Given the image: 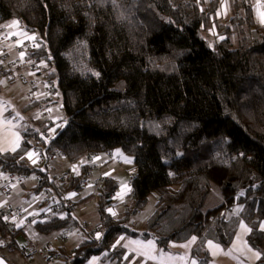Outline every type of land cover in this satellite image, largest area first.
<instances>
[{"label": "trees", "instance_id": "obj_1", "mask_svg": "<svg viewBox=\"0 0 264 264\" xmlns=\"http://www.w3.org/2000/svg\"><path fill=\"white\" fill-rule=\"evenodd\" d=\"M222 1L0 0V23L17 19L35 34L25 59L41 58L37 71L47 83L56 79L64 115L47 138L46 119L24 128L19 146L0 152V168L33 174L32 192L53 188L61 198L83 189L92 165L55 181L47 161L22 157L33 145L45 159L61 153L71 163L115 149L133 157L132 197L116 217L107 209L117 180L106 177L96 193L99 239L66 207L34 221L45 234L85 235L71 250L51 247L49 257L125 263L120 235L151 238L162 249L195 236L192 257L207 264L205 242L226 247L244 221L248 244L261 253L253 264H264V23L248 0H228L230 14L218 19ZM211 27L212 44L204 35ZM151 197L154 209L133 228ZM236 202L242 208L227 216ZM15 234L0 215V238L15 244Z\"/></svg>", "mask_w": 264, "mask_h": 264}, {"label": "crops", "instance_id": "obj_2", "mask_svg": "<svg viewBox=\"0 0 264 264\" xmlns=\"http://www.w3.org/2000/svg\"><path fill=\"white\" fill-rule=\"evenodd\" d=\"M224 8L225 7L223 3H221L219 9H224ZM218 11L216 15L218 19L219 18L222 19L223 17H225V15H223V11L221 16L219 15ZM208 31L212 37L215 36L216 32L214 27L209 28ZM3 33L10 34L11 38L8 41H4L0 43V74L2 73V71H7L5 73L6 75L4 73L3 74L4 76H8V80H10V82H13L15 78L19 77L21 78V80H24V82L28 83L30 85V89L26 92L25 99H27V103H29L31 102L30 94L32 89L34 88L36 90H41L44 87V86L43 87L36 86L38 79L44 80L42 74L38 71H30V72L27 71L23 73H21V71H16L12 76H10L8 67L14 63H18L25 59V56L27 54V51H25V43L30 40L34 41L35 34L25 31L17 19L0 23V35H2ZM20 48L23 49L20 50ZM55 98L56 97L54 96H52V98L47 97V99H50L46 102L47 105L52 102H55ZM41 99H45V98H40L39 100ZM5 113H7V108L5 107L4 103H0V152L13 151L14 148L16 149L19 146L20 141L22 139V132H21L22 130L20 131V129H18V121H14L12 117H9L7 119L3 118V115H5ZM29 153L33 154L31 159H29ZM115 153H116V149L113 151L94 154L92 157H86V162H89L92 165V170L89 173V175H91L95 179L101 175H104L105 177H113V175L116 173V168L111 165L112 164L111 159L113 158ZM57 155H55V158ZM60 155L65 157L62 154ZM22 157L25 158L31 164H34L36 166H41V164H38L37 162L33 163V160L36 161V154L34 153V151H32V147L27 152H25ZM65 158H59V160L55 162L56 169H59L56 171L64 172L68 168L69 169L73 168L76 171L79 166L75 168L72 167L71 165H67ZM107 161H110V165L107 164ZM129 171H133V169ZM54 176L57 177L55 181L60 179V176L54 174L53 178ZM114 178L118 180L117 177ZM128 181H129V177L126 182V185L128 187L125 186L121 188L118 187V190L113 195L112 205L107 209L108 214L113 217H116L119 214L122 206L125 203H127L132 197V190L130 185L128 184ZM23 184L24 183L12 184L14 193L13 191H11L6 198H1L0 199L1 206H4L6 204L19 205L18 202L20 198H22V194H23V191L19 189L22 188L21 186ZM83 186H84L83 189L86 190L85 194L81 195V190L78 192L70 193L75 205L87 201L91 194L96 195L98 191L96 188H94L91 185H83ZM50 195L51 197L58 199V196H54L53 193ZM145 208L139 216L134 218L133 220L134 222L132 225L133 228L136 229L142 228L146 218L150 215V213L154 209L153 201L150 203V206L147 209V211ZM241 208H242V204L236 202L229 209L225 210V213L226 215L227 214L233 215L234 213L237 214ZM109 209H111V212L109 211ZM42 212L43 211L41 212L39 211L38 213H36L33 210L26 211L25 216L30 217L31 221L30 222H26L24 220L16 221L14 222V225L11 227L12 230L16 231V233L23 231V227L25 225H29V224L33 225L34 222L32 221V219L34 221L39 220L38 217L41 215ZM112 213H115V215H113ZM50 215L52 214L49 213L48 215H46L45 219ZM81 217L82 219H84V221L81 223L86 224L84 226L85 231L87 233H90L94 237H97V234H100V231L98 229L99 226H98L97 209L94 215L91 216L81 215ZM241 222H243L249 228L247 223H245L244 221ZM241 222L238 224L231 242L226 247H223L221 244L212 240H207L205 242V247L210 255V260L209 262H207V264H253L256 261L257 257L255 256V252L257 250L253 249L248 244L246 239V235L248 232L240 227ZM58 233L63 234V238L57 239L58 241H63V243H65L67 242V239H69L72 242L73 241L76 242V244L70 246L69 248L66 247L68 250H71L85 237L83 233H82L83 237H80V235H78V232H76L75 230L57 232L54 234V236ZM122 237L123 239H121ZM193 237L195 236H192L189 239L181 242H170L167 245L166 249H162L158 247L156 242L151 238L143 239L139 236L120 235L117 237L115 241V245L122 247L125 251V255H129L125 263L122 262L118 263L115 260H102L100 259V255H91L88 258V260L83 264H191L192 260H196L194 257H192L191 254L192 247L197 241V237H195L196 238L195 242L190 243ZM117 241H119V243H117ZM149 241H152L154 246L149 247L148 246ZM209 241L212 242L211 245H209L208 243ZM29 243L31 242L27 241L25 244H29ZM15 245L17 246L16 241H15ZM185 245H187V247H185ZM1 256L4 257L2 253ZM149 257H155V259H151ZM5 259L9 264H13L12 260H10L9 258H5ZM32 261L28 264H31Z\"/></svg>", "mask_w": 264, "mask_h": 264}, {"label": "rangeland", "instance_id": "obj_3", "mask_svg": "<svg viewBox=\"0 0 264 264\" xmlns=\"http://www.w3.org/2000/svg\"><path fill=\"white\" fill-rule=\"evenodd\" d=\"M248 2L253 7L254 12V18L257 22L264 23V0H248ZM224 5V9H219V15L228 16L230 14L229 11V1L223 0L222 1ZM208 37V40L210 44L214 42V38L209 36L207 33H205ZM6 75V74H5ZM50 85L51 83L45 82V80L38 79V82L36 84L37 87H43L46 85ZM53 85H56V79H53ZM30 89V85L24 80H21V78L17 77L13 82H10L8 80V76H4L3 73L0 74V103H4L5 107L7 108V113L3 115V118L7 119L9 117H12L14 121H18V129L23 130L27 126H37L38 121H42L43 119H49L52 121V124L45 129V135L41 132V134L47 138L50 136L54 130V128L57 125H62L63 121L61 120L63 118V112L60 109V99L61 96L59 94H56L55 102H52L45 107L49 109V113L47 116L41 115V108L40 106L33 107L31 109H25V106L27 105V99H25L26 92ZM61 120V121H60ZM59 158H65L61 155H57L55 158V161L52 163V170H48L49 177L53 179V175L60 176L62 175L63 171H56L59 169H56L55 162L59 160ZM67 165H71L72 167H78L81 163L86 162V157L81 158L80 160L71 163L66 158ZM112 166L116 168V173L113 175V177L118 178V187H128L126 185L127 179L129 177L128 171L133 169V157L125 152H123L120 149H116V153L111 159ZM130 161V162H128ZM107 164L110 165V161H107ZM37 178L31 174L27 176H23V185L21 186L19 190L23 191L22 198H20L18 204L23 207L26 211L33 210L34 212L38 213L39 211H43L45 207L48 204V197L50 196V193L54 194V196H57L53 188H47L49 193L44 194L45 189H41L39 193L32 192L30 189L31 187L36 184ZM15 184V183H14ZM214 192L217 193V188L213 187ZM18 190V192H19ZM14 189L11 186L10 192ZM17 191V190H16ZM86 190H81V195L85 194ZM96 201L97 196L95 194H91L87 201L83 203H79L74 206L72 209L74 216L80 221L83 222L84 219H82L81 215H94L96 213ZM151 197V202H152ZM150 202V203H151ZM150 203L146 206V211L150 206ZM235 214V213H234ZM232 214H227V216H231ZM34 222V220L32 219ZM88 222V221H87ZM78 235L80 237H83L81 231H77ZM54 234H45L40 231H38L36 228L33 227L32 224L25 225L23 227V231L18 232L15 234V241L17 246L25 245L27 241L31 242L29 244H35L37 246H42L45 242L49 241L51 244V247H57V246H65L69 248L70 246L76 244V242H72L69 239H67V242L63 243V241H58L57 239H54ZM79 237V236H78ZM5 258H9L12 260L13 264H28L25 262L23 257L21 256L18 249H15L14 251H8L7 249H2L1 252ZM31 264H62L61 260L56 257H48V252L43 251L41 255L35 256Z\"/></svg>", "mask_w": 264, "mask_h": 264}, {"label": "built area", "instance_id": "obj_4", "mask_svg": "<svg viewBox=\"0 0 264 264\" xmlns=\"http://www.w3.org/2000/svg\"><path fill=\"white\" fill-rule=\"evenodd\" d=\"M11 38L10 34L3 33L0 35V43L4 41H8ZM34 45V41H28L25 43V51H28L31 49ZM23 48H20L22 50ZM42 60L39 57H32L29 59H24L23 61H20L18 63H14L8 67L9 69V75L12 76L16 71L27 72V71H37V69L41 66ZM57 94V89L53 84H48L44 86L41 90L32 89L30 94V101H37L40 98H47L52 97ZM45 104H41V115L47 116L49 113V109L45 107ZM46 119V118H45ZM52 124V121H50L48 118L45 121V126H50ZM32 151L36 154V162L38 164H42L43 162L47 161V169L52 170V162L54 161L55 155H50L47 159L42 155L39 146L37 144L32 146ZM108 152V151H107ZM59 153L58 155H60ZM75 173V170L69 169V172L67 174V177H71ZM129 181L128 184L131 185V177L133 175V171H129ZM57 177L54 176V180ZM106 177L104 175L99 176L98 178H93L91 175H88L84 180V185H91L97 190H99L101 183ZM22 184L23 183V175L15 174L8 172L4 169L0 168V199L6 198L10 193V188L12 184ZM44 194H48L49 191L47 189L44 190ZM71 192L64 194L61 198L55 199L51 197V195L48 197V204L41 213V215L38 217L39 220H44L45 216L49 213L51 214H58L59 216L62 215L61 213V207H66L68 209H73L75 206V203L73 201V198L70 194ZM0 215L4 221V223L10 227L14 225V222L19 220H24L26 222H30L31 218L25 216V209L19 205H11L6 204L4 206H1L0 204ZM83 226H85V223H82ZM63 234L58 233L54 236V239H62ZM51 248V244L49 241L45 242L42 246H37L35 244H25L22 246H16L14 243L4 241L0 238V252L2 249H7L8 251H14L15 249H18L21 256L25 260L26 263H30L35 256L41 255L43 251H47ZM1 254V253H0ZM49 257V256H48ZM50 258V257H49Z\"/></svg>", "mask_w": 264, "mask_h": 264}, {"label": "snow or ice", "instance_id": "obj_5", "mask_svg": "<svg viewBox=\"0 0 264 264\" xmlns=\"http://www.w3.org/2000/svg\"><path fill=\"white\" fill-rule=\"evenodd\" d=\"M97 75H98V74H97ZM17 146H18V144H17ZM14 150H15V148L13 149V151H14ZM32 155H33L32 153H29V159L32 158ZM241 155H243V154H241ZM35 162H36V161L33 160V163H35ZM128 162H130V161H128ZM72 195H74V194H72ZM109 211L111 212V209H109ZM112 214L115 215V213H112ZM240 227H241L243 230L247 231V232H251V231H252V229H251V228H248L243 222H241ZM259 231L264 232V222H261V223H260V225H259ZM97 238H98V239L100 238V234H97ZM121 239H123V237H122ZM195 239H196V238L193 237V238H192V241H190V243L195 242ZM117 243H119V241H117ZM208 243H209V245L212 244L211 241H209ZM148 246H149V247L154 246V245H153V242H152V241H149V242H148ZM185 247H187V245H185ZM255 256L257 257V259H259L260 256H261V253H260L259 251H256V252H255ZM149 258H151V259H155V257H149ZM191 264H197V261H196V260H192Z\"/></svg>", "mask_w": 264, "mask_h": 264}, {"label": "water", "instance_id": "obj_6", "mask_svg": "<svg viewBox=\"0 0 264 264\" xmlns=\"http://www.w3.org/2000/svg\"><path fill=\"white\" fill-rule=\"evenodd\" d=\"M0 264H9V263L7 262V260L4 257L0 256Z\"/></svg>", "mask_w": 264, "mask_h": 264}, {"label": "bare ground", "instance_id": "obj_7", "mask_svg": "<svg viewBox=\"0 0 264 264\" xmlns=\"http://www.w3.org/2000/svg\"><path fill=\"white\" fill-rule=\"evenodd\" d=\"M1 255V254H0Z\"/></svg>", "mask_w": 264, "mask_h": 264}]
</instances>
